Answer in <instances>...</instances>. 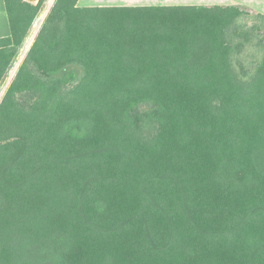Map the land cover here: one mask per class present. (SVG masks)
<instances>
[{"label": "trees", "instance_id": "1", "mask_svg": "<svg viewBox=\"0 0 264 264\" xmlns=\"http://www.w3.org/2000/svg\"><path fill=\"white\" fill-rule=\"evenodd\" d=\"M47 1L4 0L0 89ZM0 264H264V13L56 0L0 102Z\"/></svg>", "mask_w": 264, "mask_h": 264}, {"label": "rangeland", "instance_id": "2", "mask_svg": "<svg viewBox=\"0 0 264 264\" xmlns=\"http://www.w3.org/2000/svg\"><path fill=\"white\" fill-rule=\"evenodd\" d=\"M30 1H31V0H30ZM32 1H33V3H37V2H38V0H32ZM48 1H49V0H48ZM48 1H47V3H48ZM55 1H56V0H54V2H53V4H52L51 8L49 9V11H48V13H47L45 19L43 20L42 24L40 25V27H39L38 30H36V31H35V29H36V25L38 24L40 18L42 17V15H43V13H44V9H43V11L41 12V14H40L39 18L37 19V21L35 22V24H34L32 30H31V32H30L28 38L26 39V41H25V43H24V45H23V47H22V49H21V51H20L19 56H18L17 59L15 60L13 66H12V68H11V70H10L8 76H7V79L5 80L3 86H2L1 89H0V102H1V100H2V98H3V96L5 95V93H6L7 89H8V87L10 86L12 80H13L14 77L16 76V74H17V72H18V70H19V68H20V66H21V64H22V62H23V60H24L25 57L27 56V54H28V52H29L31 46L33 45V43H34V41H35V39H36V37H37L39 31L41 30V28H42V26H43V24H44L46 18L48 17V15H49V13H50V11H51V9H52V7H53ZM170 1H175V0H170ZM181 1H182V0H181ZM191 1H195L196 3H201V2H213V1H221V0H191ZM236 1H237V0H231V2H236ZM3 2H4V0H0V37H1L3 34L8 33V31L10 32V25H9L8 15H7V12H6L5 8H2V6L4 5ZM47 3H46V4H47ZM189 3H191V2H189ZM46 4H45V6H46ZM205 5H206V4H205ZM207 5H208V4H207ZM240 6L245 7V8L248 7V8L251 9L252 11L262 12V13H264V3H259V2L254 3V2H252V3H250L249 5H240ZM44 8H45V7H44ZM33 35H35L34 40L32 41V43H31V45L29 46V48L26 49L27 44H28L29 40L31 39V37H32ZM16 67H17V69H16L15 73L13 74V72H14V70H15Z\"/></svg>", "mask_w": 264, "mask_h": 264}, {"label": "crops", "instance_id": "3", "mask_svg": "<svg viewBox=\"0 0 264 264\" xmlns=\"http://www.w3.org/2000/svg\"><path fill=\"white\" fill-rule=\"evenodd\" d=\"M191 2V3H189ZM264 3V0H237L236 2H231V0H221V1H213V2H201L196 3L191 0H79V4L81 6H121V5H165V4H221V5H249L250 3ZM4 3V2H3ZM5 8V5L2 6ZM8 33L3 34V36L9 35Z\"/></svg>", "mask_w": 264, "mask_h": 264}, {"label": "water", "instance_id": "4", "mask_svg": "<svg viewBox=\"0 0 264 264\" xmlns=\"http://www.w3.org/2000/svg\"><path fill=\"white\" fill-rule=\"evenodd\" d=\"M30 1V0H29ZM31 2H33L32 0H31Z\"/></svg>", "mask_w": 264, "mask_h": 264}]
</instances>
